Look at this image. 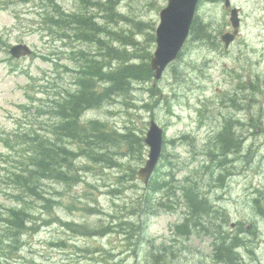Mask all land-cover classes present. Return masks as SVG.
Returning a JSON list of instances; mask_svg holds the SVG:
<instances>
[{
    "label": "rangeland",
    "instance_id": "374dc122",
    "mask_svg": "<svg viewBox=\"0 0 264 264\" xmlns=\"http://www.w3.org/2000/svg\"><path fill=\"white\" fill-rule=\"evenodd\" d=\"M50 1L0 0V216L6 215L8 208L21 205L8 193H15L16 189L4 180L17 161L25 159L22 142H15L14 136L32 135L26 133L35 131L36 136L55 139L54 134H45L48 129L45 122L54 123L55 115L44 112L55 106L56 100H52L62 92L61 87H73L79 60L72 52L81 48L97 52L94 46L86 45L78 37L53 40L59 32L51 30L41 15L46 10L44 7H50ZM229 1L228 8L223 0L199 3L195 13L197 23L208 26L211 38L208 41L189 38L179 58L164 71L161 79L136 85L128 96L136 107H127L122 99L115 98L85 114L83 119L99 120L109 129L140 131L143 137L149 120H155L165 129L167 145L163 153L165 163L171 164L163 172L170 174L172 169V183L177 187L187 185L188 180L198 184L212 210L211 228L221 227L230 233L228 219L244 224L241 236H236L243 242L239 264H264V214H256L259 199L264 207V140L255 134L258 119L262 121L258 123L259 128L261 124L264 126V0ZM54 2L67 12L81 6V0ZM118 4L117 12L128 20L108 19L105 12L94 9L96 23L108 31L132 36L138 45L128 51L152 55L159 11L167 5V0H118ZM231 8L238 9L240 24L235 40L225 49L220 38L233 33L229 22ZM107 38L116 41L113 35L107 34ZM14 44H26L32 50L31 55L11 58L8 50ZM112 65L116 67L118 61H112ZM55 71L66 72L53 81ZM47 78L52 79L55 88L46 89ZM253 94L258 100L250 106L248 96ZM142 103L149 108H142ZM224 118L245 124L235 129L236 137L238 133L242 137L239 154L234 150L233 153L224 150L223 154L219 143L211 144ZM183 136L186 138L182 139ZM12 145L14 149L9 147ZM145 159L146 151L142 163L133 161L128 168L126 164L120 168H100V164L79 158L73 170L79 182L68 187L43 181L47 198L56 203L47 208L42 200L26 197L31 200L27 211L31 213L29 226L33 229L25 230L19 250L10 252V257H2L1 262L213 264L211 252L216 239L213 233L205 236L194 229L191 234L182 235L175 231V224L183 221L184 206L168 210L157 204L149 205L155 213L139 214L137 203H141L139 197L145 193L144 186L137 180L130 182L127 175L130 168L137 171ZM126 161L122 158L121 162ZM81 166L89 169L82 171ZM155 198L158 200L160 195ZM126 220H131L134 226L131 230L129 225L124 226L128 234H123L117 226ZM65 223L72 225L68 227ZM247 223L252 228L245 230ZM108 224L110 232L106 234L108 229L101 228ZM187 224L192 229L193 224ZM1 226L0 222V229ZM82 227L95 231L85 233ZM138 228L140 234L133 233ZM217 238L221 239V235Z\"/></svg>",
    "mask_w": 264,
    "mask_h": 264
},
{
    "label": "trees",
    "instance_id": "16d2710c",
    "mask_svg": "<svg viewBox=\"0 0 264 264\" xmlns=\"http://www.w3.org/2000/svg\"><path fill=\"white\" fill-rule=\"evenodd\" d=\"M200 1L217 2L219 0ZM48 4L50 7H44L46 10L41 15H44L46 25L51 26V30L59 32V36L53 37V40L59 38L57 41H67L68 37H78V40L84 41L86 45L94 46L97 52H91L84 48L72 52L73 56L79 60V71L74 72L75 76L72 80L73 87L71 89L61 87L62 92H58L52 100H56L55 106L46 108L44 112L48 115H55L54 123L48 120L45 122L48 127L45 134H54L55 139L41 135L36 136L38 133L35 131L34 133L25 132L32 135L14 136L15 142H22L21 151L25 155V159L18 160L14 170H11L4 180H8L9 186L16 189L15 193L12 191L8 193L15 198V201L21 202V205L8 208L6 215L0 216L2 223L0 264H4L1 262L2 257H10L12 255L10 252L15 253L19 250L20 240L25 230L33 229L31 225L29 226L31 221V213L29 210L27 211L29 202L39 199L45 202L47 208H50L52 203H56V201L53 202L52 199L47 198L48 193L43 188V181L50 180L68 187L79 182L78 175L73 171L74 163L79 158H85L93 164H100V168H120L122 164H126V168H128L131 167L133 161L142 163L145 157L146 147L143 142V132L137 133L130 128H125L123 131L109 129L99 120L85 121L83 119L85 114L100 109L105 104L115 101V98L122 99L127 107H136V104L128 97L131 91L136 85L146 84L153 79V72L149 65L151 53L136 55L137 52L128 51V48L134 49L138 45L132 36L108 31L96 23L97 15L93 12L94 9L105 12L108 19L128 20L117 12L118 0H81V6L70 12L62 9L54 0ZM55 33L54 35H56ZM107 34L113 35L116 41L108 39ZM190 38L193 41H208L211 38L208 26L197 23L196 17L190 29ZM154 39L155 36L152 37V41ZM101 51L104 52L103 55ZM116 60L118 65L115 67L112 65V61ZM63 69L67 70V66H63ZM65 72L60 71L61 74H59L58 71H55L53 81L60 79ZM53 84L52 79L47 78L46 89L55 88L56 86ZM256 98L258 99L255 94L248 96L252 102ZM141 107L149 108V105L142 103ZM232 131L233 124L227 120L222 131L216 135L211 144L218 141L223 154H225L224 150L226 152L234 150L236 154H239V141ZM9 147L14 149V145ZM209 153L212 154V148L209 149ZM122 158L127 161L121 162ZM161 160L163 162H160ZM165 161L166 157L163 153L148 185L144 187L145 193L139 197V202L141 201V203H137L140 206L139 214L155 213L149 205L157 204V207L162 206L168 210H174L177 205L179 206L183 202L184 206L188 208V211L186 210L188 214L185 212L182 223L175 224V231L182 235H189L194 229H198L205 236H212L211 229L213 228L210 226L209 217L212 210L210 211L207 198L202 197L195 181L188 180L189 183L182 187L174 185L172 169L169 170L170 174H165L162 170L166 165L171 167V164L168 161L165 163ZM88 169V166H81L82 171ZM136 173V169L130 168V174L127 175L130 182L134 183L137 180ZM221 180L222 176L220 175L217 181L220 183ZM177 191H180V194ZM158 194L160 198L156 200L155 196ZM171 194L173 195L172 200ZM26 197L31 200H27ZM178 197L181 200L177 201ZM173 201L175 206H173ZM190 222L193 224L192 229L188 228L187 223ZM65 225L69 227L72 224L65 223ZM109 225L101 228V230L108 229L106 234L110 232ZM124 226L131 230L134 223L131 220L118 223L117 227L120 229V233L128 234V230H123ZM82 229L85 230V233L95 231L94 228L82 227ZM133 233L140 234L139 228ZM218 234L217 232L214 240L216 259L226 261L228 264H237L236 249L243 243L242 240L236 237L227 238L223 235L219 239L217 238ZM164 258L165 256L161 263Z\"/></svg>",
    "mask_w": 264,
    "mask_h": 264
},
{
    "label": "water",
    "instance_id": "95a60500",
    "mask_svg": "<svg viewBox=\"0 0 264 264\" xmlns=\"http://www.w3.org/2000/svg\"><path fill=\"white\" fill-rule=\"evenodd\" d=\"M197 3L198 0H167L166 7L160 11L159 24L155 31L156 45L150 60V67L156 80L161 78L167 65L177 58L188 37ZM225 6L229 7L228 0H225ZM229 21L235 31L233 34L226 33L221 36L225 48H228L230 43L234 41L239 27L238 10L236 8L231 9ZM9 54L14 58H20L30 55L31 50L25 44H16L10 48ZM162 142L163 130L156 122L151 120L144 138V144L148 149L147 159L137 172L138 180L145 186L158 164Z\"/></svg>",
    "mask_w": 264,
    "mask_h": 264
},
{
    "label": "flooded vegetation",
    "instance_id": "af4514ba",
    "mask_svg": "<svg viewBox=\"0 0 264 264\" xmlns=\"http://www.w3.org/2000/svg\"><path fill=\"white\" fill-rule=\"evenodd\" d=\"M261 121V120H260ZM262 122V121H261ZM242 125H244L245 126V124L244 123H241V121L239 120V128H241L242 127ZM262 127V129L260 130V129H257V130H255V134L258 136H260L261 138H263V134H259V133H263V129H264V126H261ZM240 133H238V141H239V147H241V142H242V137L239 135ZM186 137L185 136H183V138L182 139H185ZM217 142V144H218V141H216ZM262 182H264V179H262ZM256 202H258V200H256ZM261 199H259V207H258V210H257V212H256V214H258L259 216H262L263 214H264V207L261 205ZM216 211V210H215ZM228 223H229V226L231 227V232L233 233V234H235L237 231H238V229H239V227H240V225H244L242 222H240V223H235V225H230V221H229V219H228ZM251 224L250 223H248V224H246L245 225V230H248V229H250V228H252L251 226H250ZM239 261H241V259L239 260ZM241 263V262H240Z\"/></svg>",
    "mask_w": 264,
    "mask_h": 264
}]
</instances>
